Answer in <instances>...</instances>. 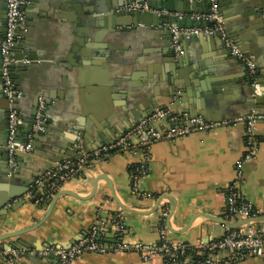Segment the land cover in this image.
<instances>
[{"label": "crops", "instance_id": "obj_1", "mask_svg": "<svg viewBox=\"0 0 264 264\" xmlns=\"http://www.w3.org/2000/svg\"><path fill=\"white\" fill-rule=\"evenodd\" d=\"M225 1L220 0L219 11L226 33L252 59L253 68L233 56L217 36L194 35L175 53L168 29L171 21L126 27L114 24L109 12L96 10L91 1H75V8L71 0H28L25 50L31 62L16 67L14 80L23 97L15 106L26 119L33 114L37 97L43 96L48 120L33 151L20 153L14 175L5 171V153L0 151V207L15 197L8 204L11 209L0 210V235L31 227L44 216L48 203L27 200L25 183L32 184L55 161L75 157L79 139L88 149L108 145L158 108L203 115L221 124L153 143L137 190L132 181V167L140 162L137 155L121 152L96 160L60 189L75 194L61 195L41 226L0 242L7 249L9 242L19 239L28 246L0 252H16L19 264H55L57 255L45 254V249L67 247L95 224L107 229L102 241L110 244L120 240L155 245L166 238L196 246L223 236L230 227L219 219L233 222L226 214L225 198L247 150V121L253 115L257 148L243 163L238 190L264 214V13L252 15L243 0ZM2 3L0 26L6 14ZM99 5L107 9V0ZM188 8L193 12L192 6ZM167 9L186 12L178 5ZM177 56L183 57L179 65ZM180 93L183 100L173 104L174 95ZM1 104L11 107L7 96L0 98ZM167 125V121L155 124ZM4 132L0 117V140ZM102 175L107 178L98 179ZM107 180L120 202L135 212L122 208ZM96 186L93 197H80L90 196ZM164 209L169 213L162 233ZM117 219L124 225L120 235L113 227ZM37 251L44 258L34 263ZM226 256L217 252L211 263L199 264H226ZM70 264H165V260L161 252L145 260L140 252L128 250L86 253ZM230 264H264V259L246 256Z\"/></svg>", "mask_w": 264, "mask_h": 264}, {"label": "built area", "instance_id": "obj_2", "mask_svg": "<svg viewBox=\"0 0 264 264\" xmlns=\"http://www.w3.org/2000/svg\"><path fill=\"white\" fill-rule=\"evenodd\" d=\"M149 1L166 0H135L124 7L128 10H152L158 14L170 15L177 21L186 18L191 21L205 22L200 26H180L172 28L175 34L182 33L187 37L194 35H219L225 40L226 48L230 53L242 61L249 68H253L252 59L245 54L239 44L229 38L224 24L223 17L219 11V0H205L210 2L209 10L206 12H183L172 11L167 8H151ZM204 1V0H192ZM28 0H7L5 34L1 42V73L3 79V92L9 99L11 107L8 116V166L9 175L16 173L18 168L17 157L19 153H31L34 149L33 142L35 136L46 130L48 120L47 102L43 96L38 98L37 108L34 115V123L27 138L23 139L21 131L25 125V119L15 106L18 99L23 97L21 91L12 76V68L20 65H27L31 62L25 47L27 45V33L29 25L25 15V6ZM173 46L179 47L178 40L174 37ZM22 55L19 57L18 55ZM255 116H250L247 123V150L244 158L237 165V176L230 185L225 198V211L230 221H241L248 218L264 216L258 211L251 201L244 199L238 190V185L243 180L242 166L244 161L250 159L257 148L255 132ZM168 122L166 127H156L155 124ZM220 122L207 120L203 115H191L189 113L174 114L169 109L158 108L151 114L138 120L133 127L119 135L108 145L96 149H88L80 139L77 142V154L73 158L57 160L42 175L30 184L27 191V200L34 198V203L42 205L48 203L53 195L57 193L73 177L79 175L87 166L93 165L100 158L111 154L127 152L137 155L140 162L135 165L133 175V188L137 190V185L143 175L144 165L151 158V146L153 143L162 140H175L193 131L213 129L220 125ZM44 188V190H42ZM41 193V195H39ZM168 209L162 210L161 232L167 229L166 218ZM114 229L120 235L124 225L120 220L113 223ZM107 229L95 224L90 232L80 237L67 247H47L45 254L54 253L57 255L55 264H70L86 253L105 254L111 251L134 250L141 253L145 260L156 253L161 252L164 256L165 264H199L201 262L211 263V255L224 251L227 253L225 263L230 264L235 260L249 257H261L264 259V223L245 225L244 228H230L223 236L200 242L194 246L189 243H173L166 238H162L159 244H128L117 241L114 244L102 241V235ZM100 237V238H99ZM0 255H6L0 252ZM9 256L6 264H19L16 261V252L7 253ZM200 259V260H199Z\"/></svg>", "mask_w": 264, "mask_h": 264}, {"label": "water", "instance_id": "obj_3", "mask_svg": "<svg viewBox=\"0 0 264 264\" xmlns=\"http://www.w3.org/2000/svg\"><path fill=\"white\" fill-rule=\"evenodd\" d=\"M71 1H73V6L75 8H77V5H76L75 1H78V0H71ZM86 1H91V2L96 3L97 4L96 5L97 6L96 10H98V11L109 12L108 16L113 20L114 24H116V25H123V26L127 27V26H130V25L137 26L140 23H143L145 25L157 26V25H162L166 21H171V24L168 27V29L170 30L169 33H170L171 44L172 45L174 44V37L177 38L178 44H179V47L177 49L173 46V49H174L175 53H178L181 50H183L180 47V44H181L182 41H184L185 39H190L193 36L187 37L185 34H182V33L175 34L173 32L172 28L180 27V26H200V25H202V23H205V22L191 21L188 18H186V19H184L182 21H177L175 19V17H172L170 15H165V14H158L157 12L152 11V10H128V9H124L125 6L131 4L135 0H107V5H108L107 9H105V8L103 9L101 7V5H99L101 3V0H86ZM1 2H3L2 6L7 8V0H1ZM243 2H245V4L249 5L250 12H251L252 15L257 16V15H260V14L264 13V0H243ZM219 3H220V0H219ZM225 3H227V0L225 1ZM225 3H224V5H225ZM148 4H149V7L154 8V9L155 8H157V9H160V8H172V6L178 5L182 9H184L186 12H190V9L188 8L190 6L193 7V9H194L193 11L206 12V11L209 10V6H210V2L209 1H205V0L204 1H192V0L149 1ZM219 5H221V4H219ZM0 7H1V4H0ZM0 15H1V13H0ZM0 23H1V20H0ZM3 25H6V20H4ZM3 25L0 26V47H1L2 39H3L4 34H5V26L3 27ZM200 35H203V34H200ZM216 36L220 37L219 35H214L212 37H216ZM26 43H28V40H26ZM223 43L225 45V40L224 39H223ZM225 48H226V45H225ZM18 56L21 57L22 55H18ZM28 56H31V55H28ZM175 60H176L175 61L176 64L179 65L183 61V57L177 56ZM0 61H2L1 55H0ZM16 70L17 69L15 67L12 68V76L13 77L16 76ZM1 76H2V73H1V70H0V77ZM1 83H2V90H3L4 85H3L2 77H1ZM176 83L182 84V82H176ZM1 91H0V98L1 97H6L5 93H3V91L2 92ZM182 97L183 96L181 95V93L177 94V95H174L173 104L179 102L180 100H183ZM38 98H39V96L37 97L36 107H35V109L33 111V114L31 115V117H28V118L25 119V122H26L25 125H24L25 128H23L22 131H21V134H24L23 136H27V134L32 129V126H33V123H34V115H35L36 108H37V103H38ZM4 105L3 104L0 105V117L2 119H4V121H5V132L3 134L2 139L0 140V151L5 153L3 155V159H4L3 166H4L5 171L7 173H9L8 153H7V148H6L7 141H8L9 108L7 106H4ZM46 128H47V124H46ZM45 133H46V130L42 131V132H39L35 136V138H37L39 135H45ZM86 138H88V137H86ZM86 140H87V143L90 142L89 138L86 139ZM33 146H34V142H33ZM19 155H20V153L18 154V157H19ZM101 178H107V177H106V175H102L98 179H101ZM108 184H109V186L112 189L114 198L116 199V201L118 203H120L122 208L124 210H127V211L135 212V211H133L132 209H130L129 207L125 206L124 204H122L120 202L118 197L115 195V192L113 190V185L111 184L110 181H108ZM29 186H30V183H25V190L23 192L24 194L29 190ZM96 190H97V186L94 188L93 193L90 196H87V197L80 196V197L84 198V199H89V198L94 196ZM63 194H72L73 195L75 193H73L72 191H69V190H60V191H58L51 198V200L48 202V208H47L46 213L44 214V216L39 221H37V223H35L33 226L25 228V229H21V230L9 232V233L1 234L0 235V242L4 241L6 239H9V238L18 237V236H20V235H22L24 233H27V232L32 231V230H35L39 226H41L48 219V217L50 216V214H51V212H52V210H53L58 198L61 195H63ZM14 198L15 197H8L5 200V202L2 204V206L0 207V210L4 209V210L7 211V210L11 209L12 206H9L8 204L10 202H12L14 200ZM163 198L164 197H162L157 202L156 206L154 207V209L152 211H155L158 208V206H159V204H160V202H161V200ZM34 200H35L34 198L31 199V201L33 203H34ZM22 202H25V199ZM172 212H173V210H172ZM219 220H220V223H223L224 225H227L230 228H239L241 226L252 224V223H264V216H258V217H253V218H248V219H245V220L233 221V222H229V221H227L225 219H219ZM168 227L171 230H173V228L171 227L170 224H168ZM19 244L20 245H27L23 240L19 239L17 242L16 241L9 242L8 249L6 248V246L4 244H0V251H5V250L11 251L12 249H15V248H21ZM48 256L52 257L53 254H49ZM43 258H44V254L40 253L39 251H37L34 254V258H33L32 261L34 263H37L39 259H43ZM7 259L8 258H6V257H2L1 258V260L3 261L2 264H6Z\"/></svg>", "mask_w": 264, "mask_h": 264}, {"label": "trees", "instance_id": "obj_4", "mask_svg": "<svg viewBox=\"0 0 264 264\" xmlns=\"http://www.w3.org/2000/svg\"><path fill=\"white\" fill-rule=\"evenodd\" d=\"M132 169L134 170V169H135V167L133 166V167H132ZM39 195H41V193H39ZM1 257H6V258H8L9 256H8V255H3V256H2V255H0V258H1Z\"/></svg>", "mask_w": 264, "mask_h": 264}, {"label": "flooded vegetation", "instance_id": "obj_5", "mask_svg": "<svg viewBox=\"0 0 264 264\" xmlns=\"http://www.w3.org/2000/svg\"><path fill=\"white\" fill-rule=\"evenodd\" d=\"M6 15V14H5ZM6 20V19H5Z\"/></svg>", "mask_w": 264, "mask_h": 264}]
</instances>
